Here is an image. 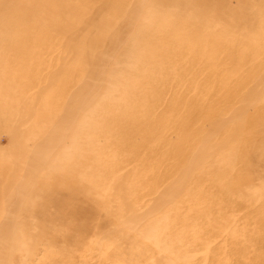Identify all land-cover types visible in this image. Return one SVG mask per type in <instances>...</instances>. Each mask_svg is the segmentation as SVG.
I'll list each match as a JSON object with an SVG mask.
<instances>
[{
  "label": "rangeland",
  "instance_id": "1",
  "mask_svg": "<svg viewBox=\"0 0 264 264\" xmlns=\"http://www.w3.org/2000/svg\"><path fill=\"white\" fill-rule=\"evenodd\" d=\"M107 1L98 0L96 7H99V12L96 8V13H90L86 19L77 6L73 14L78 13V19L54 32L48 30L49 24L65 18L63 7L58 6L49 15L37 13L39 16L31 21V25L38 23L36 29L42 30V37L47 38L41 40L39 35L32 34L34 37L30 36L26 46L17 40L12 30L4 28L8 22L22 21L20 9L8 7L0 11V16L9 20H1L0 29V264H133L132 256L138 259L135 264H148V258L155 256V250L148 254L145 250L151 245L153 236L159 239L160 228L145 238L128 241L131 224L125 221L127 206H142L143 212L146 207L159 211L173 201V190L162 192L158 187L164 184L162 180L155 181L154 192L146 189L145 186L154 182H145L146 177L135 178L138 174L135 169H140L142 175H148L144 161L141 158L135 160V147L131 148L116 130L114 134L108 131L112 136L109 138L106 131L102 132L98 126L113 123L122 126L123 122L128 125L132 119H144L147 113L145 101L140 97L137 106L129 109L133 101L126 100L122 89L128 79L123 73L129 74L124 71L127 64L131 67L135 64L134 52L141 39L139 28L142 25L135 28L126 20L127 14H133L129 9L118 11L114 7L115 0ZM104 3L110 6L103 10L101 6ZM175 15L169 11L154 16L155 22L173 24V19L180 18ZM98 20L106 25L105 31L92 29ZM86 21L89 22L88 27ZM206 21L211 24V32H207L210 36L200 43L210 48L216 42L218 51L219 47L222 48L219 56L227 58L230 64L223 69L221 76L218 74V79L228 89L240 91L238 98L225 107L227 119L220 133L213 132V138L207 142L211 145L216 141L220 143L237 125L235 132L238 137L233 138L234 133L227 148L213 151V158L217 155L221 158L208 175H227L234 170L233 175L237 180L240 177L242 185H250L249 204L245 206L243 203L242 206L245 211L250 209V204L259 206L264 199V21L259 24L261 29L255 27L256 17L253 28L246 24L243 31L234 35L225 31L222 40H215L219 29L214 25L221 24L223 33L226 23L214 16L206 18ZM31 31L34 32L33 29ZM51 34L52 45L48 37ZM61 34H64L63 38ZM166 36L158 34L157 40H161V51L166 60L173 63L175 57L163 49V41L173 46L183 41L180 38L183 34L170 39H165ZM65 37L70 39L66 43ZM185 39L188 40L187 37ZM19 45H22L21 49H17ZM94 47L100 48L98 54L94 53L95 65L90 66L88 53ZM259 50L262 54L260 59L257 58ZM163 53L158 60H165ZM44 54L48 57L45 58ZM183 56L182 70L190 67L188 74L195 76L202 72L205 75L206 65L194 64L192 56ZM153 58L151 56L149 69L144 74L135 75L138 84L152 76L155 80L158 70L168 74V62L165 60L160 69H155L151 64ZM85 59L89 60L88 66ZM88 67L94 71L86 78ZM207 75L209 86V71ZM185 82H176L172 97L180 98L190 93L184 87ZM149 88L153 90L155 87L148 84L143 90L149 91ZM206 95L205 91L202 95L200 92L197 99H193V103L198 101L200 116L201 106L224 104L218 95L209 100ZM92 96L96 104L98 100L106 106V112L99 110L98 115L94 109L88 115L84 111L69 110L72 103L83 99H86L85 104H90ZM121 103L125 105L123 109L118 111L114 108L115 104ZM50 114L51 120L48 119ZM116 115L119 117L117 121L112 119ZM88 122L89 125L94 122L93 127L87 129L85 124ZM198 122L205 123L203 119ZM141 133L142 130H134L131 134L134 137L133 134L141 136ZM186 134L191 136V132ZM175 135L173 133L171 139H166V143L174 141ZM131 141L135 142V138ZM138 143H142L141 138ZM98 153L103 156L97 158L95 155ZM168 154L158 164L178 162V157L180 161L184 160L174 150ZM107 156L111 159L110 167L115 175L106 172L107 165L99 166L103 159L107 161ZM198 158L195 157L193 163ZM171 171L166 169L154 175H172ZM179 175L171 180L176 196L177 187H184ZM92 223L98 230H92Z\"/></svg>",
  "mask_w": 264,
  "mask_h": 264
},
{
  "label": "bare ground",
  "instance_id": "2",
  "mask_svg": "<svg viewBox=\"0 0 264 264\" xmlns=\"http://www.w3.org/2000/svg\"><path fill=\"white\" fill-rule=\"evenodd\" d=\"M115 1L114 7H117L118 11L127 8L133 13L130 16L127 14L126 20L130 24L133 23L135 28L142 25V29L140 30L141 27L139 28L141 39L139 37L140 41L134 52L135 64L132 67L127 64L124 71H127L129 74L123 72L126 75L124 76L128 79H126L127 82L124 83L122 89L125 91L126 100L131 99L133 101L129 105V109L133 105L137 106L140 97L145 101L147 113L144 119H132L128 125L123 122L122 126L116 125V123H108L109 126H98L102 132L106 131L105 134L109 138L112 136L108 131L114 134L116 130L117 133L121 134L125 142L130 144L131 148L135 147V160L141 158L147 167L148 173V175H142L140 169H135L138 172L135 178L146 177L145 182L150 180L154 182V184L150 183L149 186H145L146 189L154 192L156 188L155 181L162 180L164 184L158 186L160 190L162 192L173 190L174 197L172 202L160 208L159 211L146 207L145 212H143L142 206L139 208H136L133 204L131 205L133 207L127 206L128 212L125 221L131 224L128 229L130 231L128 241L131 240L133 242V239L150 235L160 228L159 239L156 235L153 236L150 240L151 245L145 250L146 254L155 250V256L148 258V264H264V199L259 202V206L250 204L251 210L247 208L244 211L242 208L243 203L245 206L249 204L250 190H252L250 185H242L240 177L237 180V177L233 175L234 170L232 172L229 171L227 175L218 174L214 177L208 175L211 167L215 163H218L221 158L219 157L220 155L213 158V151L217 148L223 151L234 137H238L235 129L238 127L237 125V127L230 129V132L232 131L231 134L223 137L225 139L220 143L216 141L211 145L207 142L210 138H213V132L220 133L221 128H223V122L227 119V108L225 107L228 102H233L238 98L240 91L235 90V88L234 90L228 89L218 79L223 69L230 64L227 58L224 59L222 55L219 56L222 48L219 47L218 51L216 42L210 48H205L200 43L210 36L207 32H211V24H208L206 21V18L210 16L221 18L226 23V25H223V33H221V24L214 25V28L219 29V32L215 33V40H222L225 31L233 32L232 35L243 31L246 24L253 28L256 17L257 26L255 27L261 29L259 24L264 21V0ZM107 2L111 3V0ZM97 3L98 0H81L80 2L79 0H0V11L8 7L20 9L22 21L19 23L8 22L4 25V28L12 30L11 33L15 34L17 40L23 46H26L30 42L32 34L39 35L41 40L47 38L42 37V30L36 29L38 23L34 24V26L31 25V21L35 20L36 16H39L37 13H41V16L49 15L58 6L63 7L62 11L65 14V18L62 21L58 19V21L49 24L50 29L48 28V30L54 32L59 27L69 25L78 19V13L73 14V10L77 6L83 13L84 19L90 13H96V8L98 13L99 7H96L98 6ZM105 6H110V4L104 3L101 9L104 10ZM169 11H173V14H176L175 16H179L180 18L173 19V24L171 23L170 25L166 21H162L161 23L155 22L154 16H161ZM1 20L4 22L9 21L5 16H0V29ZM41 23L42 21L39 23V26ZM88 25L89 22L86 21V27ZM104 26H106L104 22L100 23L98 20L97 26L92 27V29L96 30L98 28L105 31L106 28ZM161 33L167 35L165 39L176 37L179 33L183 34V36H180L183 41L173 46H170L169 42L163 41V49L174 55L176 65H174L175 59L173 63L166 60V56L161 51V40H157V35ZM60 36L63 38L64 34ZM48 37L49 44H51L52 34L51 37ZM67 40L70 39H66L65 37V41H63L66 43ZM22 45H19L17 49H21ZM99 48L94 47L93 50H89L88 59L90 61L88 59L84 60L87 66L88 61L90 66L95 65L94 53L98 54ZM258 52L257 58L260 59L262 54L260 50ZM162 53L163 59L166 61L158 60V57ZM183 55L192 56L194 64L206 65L207 71H205V75H202V72L195 74V76L194 74H188L190 67L182 70L185 63ZM151 56L154 57L151 64L155 65V69H160L164 61L168 62L166 64V67H169L167 68L169 70L168 74H163L161 70H158L155 72V80L152 76V78H146L145 82L138 84L135 75L144 74L149 69L150 64L148 62ZM230 60L234 61L233 58ZM41 67H43L42 64ZM89 67L86 69L87 74H83L86 78L90 74L92 75L94 71L92 70L93 68L90 69ZM208 71L210 72L209 86ZM181 80L186 81L184 87L190 93L180 98L172 97L173 91H176V89L172 90V88L177 81ZM148 84L154 85L155 88L153 90L149 88V91H144V86ZM204 91L207 93V100L218 95L224 104L216 106L214 103H209L203 105L201 106L200 116V108L197 105L198 101L193 103V99L194 97L196 98L197 93L201 92L202 95ZM90 100H92L90 104H85L86 99L85 101L84 99L81 100L79 103H72L69 106V110L71 112L79 111V113L84 111L88 115L94 109L95 111L93 112L98 115L100 112L104 113L107 111L106 106L102 105L98 100L96 104V101H94L95 97H90ZM110 101H107V103L109 104ZM115 105L114 108H118V111L125 106L122 103ZM230 110L231 107L229 106ZM51 118L50 114L48 119L51 120ZM118 118L116 115L112 119L117 121ZM201 119L204 120L205 123L203 124L206 125L197 123ZM93 123L91 124L93 125ZM92 125H89V122L85 124L87 129L93 127ZM133 129L142 130L141 136L133 134L134 137H132L131 133L134 132ZM172 132L176 134V138L170 144H167L166 139L172 138ZM187 132H191V136L187 135ZM199 135L200 137L197 138ZM113 138L115 139V137ZM132 138H135V142L131 141ZM140 138L142 143H138ZM168 141L170 142L171 140ZM139 148L141 149L140 151ZM173 150L183 156L184 160L180 161L181 158L178 157V162L177 160H173L171 163L167 161L158 164L169 156V154L166 155L167 152ZM95 156L101 158L103 155L98 153ZM198 156L199 158L193 163V159ZM164 157L166 158L163 160ZM110 161L111 159L107 156V161L103 159L102 163L99 162V166L107 165L106 172L110 175H115L110 167ZM136 162H134L135 165ZM181 162H183V165L180 167ZM166 169L172 170V175H154L155 172L161 173ZM230 173L232 175H229ZM179 174H181L184 187L182 189L177 187L176 196V189H173L171 180L180 177ZM193 194L197 195L198 198H195ZM175 197H177V200H175ZM204 204L205 207L203 206ZM256 215L257 219H254ZM91 228L94 231L98 230L97 226H94L93 223ZM132 258L133 264H135L138 259L133 256Z\"/></svg>",
  "mask_w": 264,
  "mask_h": 264
}]
</instances>
